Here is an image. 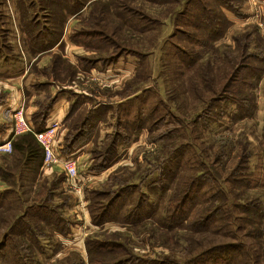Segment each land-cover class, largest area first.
Listing matches in <instances>:
<instances>
[{"label": "rangeland", "instance_id": "rangeland-1", "mask_svg": "<svg viewBox=\"0 0 264 264\" xmlns=\"http://www.w3.org/2000/svg\"><path fill=\"white\" fill-rule=\"evenodd\" d=\"M2 1L0 41L16 47L19 67L29 61L26 50L30 49L32 69L54 82L55 88L105 102L97 107L95 120L102 118L98 126L107 135L86 151L94 158L89 164L103 165L106 172L79 183L76 176V197L90 200L87 213L94 228L88 231V239L119 243L122 250L114 259L132 256L153 264H209L208 251L219 253L217 249L228 246L229 264H264L260 248L264 236L259 233L264 232L261 58L248 59L254 73L261 72L258 82L245 71L250 86L238 87L239 94L248 95L249 116L237 119L230 99L213 101L215 107L207 110L219 96L226 53L235 52L232 60L239 62L237 49L250 40L246 52L264 58V0H240L239 14L223 8L228 21L218 20L213 35L207 34L194 3L183 10L185 0ZM182 10L184 15L179 14ZM35 17L39 29L41 25L51 29L50 39L64 33L71 38L66 43L76 44L62 40L57 51L51 52L54 45L34 50L26 29ZM187 30H196L204 49L193 44L192 36L183 35ZM47 54L48 63L39 67ZM6 66L0 63L4 78L16 70H5ZM44 91L46 103L51 97L48 89ZM84 115L82 111L80 118ZM207 117L214 121L207 123ZM24 134L32 133L15 135L25 144L19 153L13 154V148L0 152V187L10 190L6 200L0 199V264H83L80 251L50 259L30 240L29 233L39 239L52 236L58 228L57 213L63 220L75 218L68 205L71 197L64 194L74 193L75 180L58 163H45L43 158L39 165L36 145H41L33 134L34 138ZM57 137L56 129L54 143ZM239 161L242 177L232 182L229 175ZM13 173L18 178L11 179ZM197 178L205 181L187 210L189 220L167 226V218ZM42 187L52 188L48 203L53 215L34 205L36 196L38 202L44 198L39 194ZM111 198L113 204L105 210ZM132 208H139L137 216L130 212ZM209 214L214 220L200 229ZM78 215L80 209L76 220ZM17 254L25 260L21 262Z\"/></svg>", "mask_w": 264, "mask_h": 264}, {"label": "crops", "instance_id": "crops-1", "mask_svg": "<svg viewBox=\"0 0 264 264\" xmlns=\"http://www.w3.org/2000/svg\"><path fill=\"white\" fill-rule=\"evenodd\" d=\"M5 1L7 0L2 2L4 3ZM74 30H76V28ZM2 33L11 34L10 31L5 32V30ZM62 40L65 41V44H76V42L66 43L71 41V38H66L63 33L58 37L56 44L51 47V52L58 50ZM73 40L76 41L75 39ZM15 49L16 47L14 45L8 44V42L2 43L0 41V63L8 65L5 70H10V67H12V70L14 68L16 69L14 74H9L5 78L2 75L0 76V81L4 83L3 87H1L2 84L0 85V144L10 140L13 154L19 153L22 146L25 145L23 140V143L20 142L21 140L19 141V137L13 135L12 132L13 112L15 109L21 107L24 111L26 120L35 132L45 130L52 124H56L58 137L54 143V149L61 160L71 158L75 162L77 161L78 183L97 179L104 175L106 172L104 167L100 171H97L95 166L89 164V162L94 161L92 160L94 158H90V153L86 150H88L89 146L92 145L97 138L98 141H104L105 135H107L105 132H102L101 126H98L102 118L98 119V123L97 119L95 120L98 105H104L105 102H97L96 100L99 99H92L91 96L87 94L76 95V91L70 92L60 88L58 85H56L55 88V85H53L54 82L48 81V78L45 77L44 74L39 76L38 73L32 69L34 58L31 57L32 54L31 51H29L30 49H28V51L26 50L29 61H25L24 67H19L18 60L20 57L17 58L15 56L14 53L17 52V49ZM49 57L50 56L47 54L44 61L42 57L38 66L41 67L42 65L43 67V65H46L49 61ZM73 57H76V52ZM110 79L112 78L109 77L108 80ZM105 80L106 79H104V81ZM45 89L50 91L51 97L46 103H44L43 99ZM40 90H42V93ZM93 103L95 104L94 106ZM82 111L85 115L80 118ZM24 135L32 136V134ZM36 146L39 165H42V150L39 144ZM18 175L17 173H13L10 178L14 180L18 178ZM78 187L79 186H77V188ZM73 188L74 193H71L72 196L65 191L64 194L71 197L68 205L72 206L75 218L62 219L60 224L57 223L58 228L53 230L52 236H47L45 239H39L36 236L34 243L40 250L42 249V253L46 251L50 259H54V257L55 259L58 257L60 258L61 255L65 257L73 251L75 254L76 251H80L79 257L83 264H89V253L86 247L90 238L88 239L87 235L88 231L94 228V225L91 224L93 222L92 218L87 213V205L90 200L81 195L78 198L76 197V177ZM5 190L9 189L0 187V193ZM81 192H83L84 195L86 193L84 191ZM76 209H80L81 211V215H78V220H76ZM81 216L82 219H80ZM45 258L46 256L44 259Z\"/></svg>", "mask_w": 264, "mask_h": 264}, {"label": "trees", "instance_id": "trees-1", "mask_svg": "<svg viewBox=\"0 0 264 264\" xmlns=\"http://www.w3.org/2000/svg\"><path fill=\"white\" fill-rule=\"evenodd\" d=\"M194 3L195 6L198 8V10L200 11V17H201V22L204 24V27L207 28V34H210V32L212 33L211 35H213L216 31H215V24H218V20L219 22H223V24H225L228 20L226 19V15L223 11V8H225L226 10L232 11L233 13L239 14V9H237V5L240 4V0H185L184 4L185 7L183 8L186 9V6H189V4ZM76 4H78V2H76ZM181 11L179 12V14H185V11ZM216 14V15H215ZM35 15V14H33ZM34 19H36V21H33V18L30 20V25H32L31 27H29L28 29H26V33H27V37L30 39L31 44L34 45L35 49H40V48H49L50 46L54 45V43H56L57 39H50L49 38V33L51 32V29L47 26L41 25L40 29L38 28V21H37V17H35ZM195 26H197L195 24ZM196 31V30H195ZM192 31L191 33H188V30L183 33L184 36H188L191 37V41L193 42L194 45H196L197 47L201 46V50L204 49V45L205 42L198 39L197 37V32ZM184 32V31H183ZM60 33H58L59 35ZM82 36V35H81ZM194 36H196V38H194ZM247 41V40H246ZM250 42V40H248L247 42H245L244 45H242L241 47H238V53H240L238 60L237 58L233 61L232 58L236 55L235 52H231V53H226L225 58L227 63L225 64L226 68H225V76L223 77V80L221 82V89H220V93L219 96L216 98H213L211 100V107L208 108L207 110L210 111V109L212 107H215L214 104L212 103L213 101L217 103L221 102L222 100H231V102H233V105L235 106V112H234V116L239 118H244L249 116V112L248 110L245 108L247 107V101H248V95L243 93V94H239V85L240 84H244V86L249 85L247 84V80L245 79L244 76V72H248L251 76V79L253 78L254 80H256L258 82L259 78H260V73L256 74L254 73V71L256 69L253 68L252 65H250L248 62V59H254L257 60L258 57L261 58V65L264 64V58L262 55L260 54H248L247 48H246V44H248ZM181 55H183L185 58L188 57V55L183 54L181 52ZM246 58V59H245ZM245 59V60H244ZM235 62V63H230V62ZM191 62V61H189ZM188 62V63H189ZM260 68L257 70L259 71ZM245 72V73H246ZM224 74V71L222 72V75ZM222 77V76H221ZM255 81V82H256ZM252 85V84H251ZM237 95V96H236ZM216 99V100H214ZM216 103V104H217ZM215 104V105H216ZM100 106V105H98ZM216 111V110H215ZM206 122L209 123L211 121H214L211 118H206ZM262 137L264 140V130L262 133ZM246 156H243L242 158H244ZM27 158H25L26 160ZM95 168L100 169L103 168L102 165H94ZM106 167V166H105ZM241 162L239 161V164L230 172L229 175V179L233 182V179L238 178V180H240L239 178L242 177V168H241ZM201 181H205V179L202 178H197V180L195 179L190 187L189 190L186 192V194L181 196L180 202H178L177 206L175 207L174 213L169 216V218H167L166 221V225L168 226L169 224H172V226L175 225H182L181 223L183 222H187L189 220V213L187 214V210L189 208L192 207V204L195 200H197L198 196H199V189L201 188ZM52 188L49 187H42V191H40V195H43L44 198L42 200H40L39 202L37 201V196L34 200L35 202V206L37 209L40 210H46V212H48L49 214L53 215L55 214L52 211V206H50V197L52 194ZM100 194H98V192L96 193V195H100L103 196L106 193L105 192H99ZM107 193H111V191H107ZM10 195V190H5L4 192L0 193V199L1 200H6L7 196ZM44 203H41V202ZM107 201V200H106ZM112 198L111 200H109V202H107L108 206L105 208V210L111 205L112 203ZM37 203V204H36ZM105 205V204H104ZM218 208V207H217ZM216 209V208H214ZM213 210V209H211ZM208 210L205 211L207 214L211 211ZM139 208L136 210L135 208H132L130 210V212H132V215L139 213ZM26 212V211H25ZM58 216L57 218V223H61L60 221H62V217L59 216L60 214H56ZM214 220V216L212 214H209L205 220H203L201 222L200 225V229H206V226H208L212 221ZM98 222V216H96V220L94 221V223L96 224ZM193 221L190 220V224H192ZM55 224V222H54ZM259 233H262V236H264V232L261 231ZM262 236L258 235V238H261ZM29 237L30 240L32 241V244H34L35 242V235H31L29 233ZM5 244V243H4ZM87 247H88V253H89V264H150L153 262H149L148 259H140V261H138L137 258H132V256H123V257H117V258H112L114 255L118 254L119 251H121V245L117 242H113V241H104V242H100L97 240H91L89 239L87 242ZM227 248H230L228 246H225ZM227 248H221L217 249L216 251H219V253H221L219 255L218 252L212 253L211 251H208L207 255H205V258L208 259L210 261L211 264H229V257L226 254V250ZM262 250L264 249V246L262 245L260 247ZM94 251H96V256L98 258H94ZM101 252V253H99ZM108 255L109 257L105 256ZM217 255H219L217 258ZM263 255H264V251H263ZM17 258H19L22 261L25 260V258L23 257V255H19L17 254ZM105 260L108 261L105 262ZM160 264L162 262H159ZM164 263V262H163ZM209 263V264H210ZM76 264V263H75Z\"/></svg>", "mask_w": 264, "mask_h": 264}, {"label": "built area", "instance_id": "built-area-1", "mask_svg": "<svg viewBox=\"0 0 264 264\" xmlns=\"http://www.w3.org/2000/svg\"><path fill=\"white\" fill-rule=\"evenodd\" d=\"M57 126L56 124H52L50 127L46 128L42 131H34L32 126L26 120L23 109L17 108L14 110L12 115V132L13 135L23 134V133H32L37 141L40 143L43 151H44V162L45 163H58L63 169L66 171V174L71 178L77 176L78 170L76 166V162L71 158H67L65 160H61L57 152L54 149V135L56 133ZM12 145L11 141L0 144V152H11Z\"/></svg>", "mask_w": 264, "mask_h": 264}]
</instances>
